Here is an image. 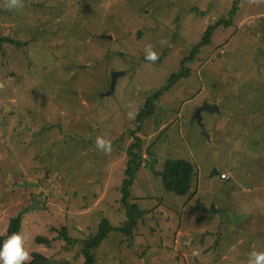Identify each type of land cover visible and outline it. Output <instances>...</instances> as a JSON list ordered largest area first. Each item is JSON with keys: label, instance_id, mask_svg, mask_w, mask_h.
<instances>
[{"label": "rangeland", "instance_id": "1", "mask_svg": "<svg viewBox=\"0 0 264 264\" xmlns=\"http://www.w3.org/2000/svg\"><path fill=\"white\" fill-rule=\"evenodd\" d=\"M11 4L0 0V235L22 216L26 262L38 253L49 264H83L84 241L102 219L113 229L126 225L121 189L136 136L144 148L157 140L158 169L166 160L192 163V188L185 199L167 193L143 167L147 178L132 184L127 204L147 213L132 236L111 231L92 251L96 264H248L253 251L264 253V0ZM220 19L232 25L214 32L188 65L191 76L163 93L157 114L137 132L152 93L169 86ZM205 104L220 112H204L201 126L194 117ZM32 197L41 206L33 212ZM184 208L188 233L176 241ZM204 214L212 219L201 222ZM166 231H174L167 244ZM200 244L214 245V256Z\"/></svg>", "mask_w": 264, "mask_h": 264}, {"label": "trees", "instance_id": "2", "mask_svg": "<svg viewBox=\"0 0 264 264\" xmlns=\"http://www.w3.org/2000/svg\"><path fill=\"white\" fill-rule=\"evenodd\" d=\"M238 8L234 7L231 10L232 16L231 18L235 16L237 13ZM231 22H225V19H220L217 23L210 25L205 32L204 38L201 40V42L198 45L193 46L189 56L184 57L181 60V68L179 71L172 74V78L169 80L168 85L165 86L163 89L159 91H155L152 93V96L148 99V106L143 110L139 115L137 122V132L141 131L142 128L145 125L146 120L153 116L156 113V103L159 101L160 97L163 95L165 91H167L169 88H171L172 85H174L178 80L185 78L188 79L191 76L190 68L188 67L189 64H191L197 55L201 53V50L209 46L211 43V37L213 36L214 32L219 28H227L229 27ZM6 43L14 44L12 40L5 41ZM2 44L0 43V48L2 49ZM135 131H132V136H135ZM142 140L141 138L137 137V142L135 145L129 148L128 155L129 160L127 161L126 165V171L125 175L126 178L123 181L122 191L124 193L123 202L126 209V214L128 215V221L126 225L120 229H113L114 227H111L109 221L107 219H102L100 222V228L98 229L97 233L84 241V247L82 250V253L85 257V261L83 264H96V258L92 254V251L97 249L100 244L109 236L111 231H118L120 233H123L125 235L132 236V230L134 227L137 226L139 220H143L144 216L146 214V211L141 210L137 204L134 206H129L127 204V199L130 197V192L128 191L129 188L134 183V180L136 179V175L143 163L142 158ZM163 173L165 175V181L163 183L164 188L166 191L174 193L175 195L179 196H186L190 193L192 188V177L194 174V167L193 165L184 160H166L164 165ZM27 182V181H26ZM30 183V182H29ZM11 184V183H10ZM16 186V184H12V187ZM19 187V186H18ZM37 187V186H36ZM43 202L44 200L41 199ZM41 201L42 207H46L47 203L46 201L43 203ZM22 228V216H14L10 219L7 231L5 234L0 235V241L7 238L12 233H19ZM62 236L65 238L67 244L70 242V238L67 237V232H62ZM37 243H43L46 246L50 247L52 244H50V240L43 239L42 237L37 238ZM49 260L46 259V257L35 253L32 256L31 261H25L24 264H49Z\"/></svg>", "mask_w": 264, "mask_h": 264}, {"label": "crops", "instance_id": "3", "mask_svg": "<svg viewBox=\"0 0 264 264\" xmlns=\"http://www.w3.org/2000/svg\"><path fill=\"white\" fill-rule=\"evenodd\" d=\"M187 103V102H186ZM160 105V104H159ZM159 105L157 106V108L159 107ZM206 106H208L207 104H205V105H203L202 107L204 108V110H203V112L198 116V117H196V114H195V121H197L201 126H202V121H201V117L205 114L204 112H211V113H214V112H217V113H219L220 112V110H219V108L217 107V106H212L213 107V109H214V111H208V110H206L205 109V107ZM211 107V106H210ZM218 109V110H216V109ZM157 110V109H156ZM196 113V112H195ZM157 113H155L153 116H151V117H154L155 115H156ZM151 117H149L147 120H150V118ZM146 120V121H147ZM146 123V122H145ZM162 125L163 126H161V128H163L164 126H165V124H163L162 123ZM145 126V125H144ZM144 128V127H143ZM143 128H142V130L141 131H139V133H141L142 131H143ZM166 130V129H165ZM165 130H161V131H165ZM148 132H151L149 129H148ZM136 136V135H135ZM136 137H138V136H136ZM140 138V137H139ZM142 140V139H141ZM156 141V142H155ZM156 143H157V140H154L153 141V145H149V146H146L145 148H144V145L145 144H143V140H142V148H141V150H142V158H143V163H142V165H141V167H140V169H139V171H138V173H137V175H136V179L134 180V183H133V185L134 186H136L137 185V183H139V181H140V179H142L144 176H145V178H147V175H145V174H143V175H140L142 172H143V167H147V168H149L150 169V166H151V164L152 165H154V170H155V173H157V171H158V173H163V170H164V166H163V168H160V169H158V167L161 165V163H162V161H161V156L162 155H158V154H156L154 151H153V148H154V146L156 145ZM145 151H144V150ZM149 157V159H150V157H151V159L148 161L147 160V158ZM160 158V160L158 159H156L155 161H154V163H152L151 161H152V159L153 158ZM185 161V160H184ZM166 162V161H165ZM165 162H163V165H165ZM192 164V163H191ZM193 165V164H192ZM194 167V174H193V177H192V183H193V178H194V175H195V166H193ZM151 169H150V173L149 174H151V176H156V175H154V174H152L151 173ZM223 171H225V170H223ZM223 171H221V172H219L218 170H215L214 171V173L215 174H217L220 178H221V175H223L224 173H223ZM164 174V173H163ZM224 175H226V174H224ZM165 176V175H164ZM156 177H160V178H162V180H163V183H164V181H165V178H163V177H161V176H156ZM212 177V176H211ZM227 177H228V175H227ZM230 177V176H229ZM228 177V178H229ZM230 178H232V177H230ZM229 178V179H230ZM229 179H222L221 178V180H224V181H226V180H229ZM34 185V184H33ZM106 183H105V185H104V188L106 187ZM164 186V185H163ZM165 190V189H164ZM166 191V190H165ZM167 193H171V192H168V191H166ZM174 194V193H173ZM177 196H179V195H177ZM187 196V195H186ZM186 196H179V197H182L183 199H185L186 198ZM157 201L158 202H161L162 201V198H159V199H157ZM185 203H186V201H185ZM188 203V205L190 206V205H192L193 203L190 201V202H187ZM186 203V204H187ZM186 208H187V206H186ZM186 208H184L183 210H182V213H181V216L180 217H178L177 219H176V223H177V225H180L181 223H182V227H180L179 228V230H178V232L175 234V237H176V241H178V240H180V238H182V236H185L187 233H188V231H187V227H188V224H187V222H186V219H185V217H187V215H185V210H186ZM195 210H206L205 209V207L204 208H199V209H195ZM143 211H145V210H143ZM217 211H219V210H217ZM146 213H147V211H146ZM216 215H218V213L216 214ZM185 216V217H184ZM203 217V219H202V221L201 222H203L204 221V219L205 218H207V214H204V215H202ZM210 219H212V217H210V216H208ZM198 223H200L199 221H197ZM166 225H168L170 228H173V226H174V223H170V224H168V223H166ZM184 229V230H183ZM173 232L174 231H166V233L163 235L164 237H163V239L164 238H166V240L164 241L163 239L161 240V243L163 242V243H166L167 244V236H170V235H173ZM161 243H160V245H161ZM182 243H183V241H182ZM204 243V242H203ZM202 243V244H203ZM202 244H200L199 246L198 245H196V248H195V250L194 249H192V252L194 251L195 253L197 252V249H198V247L199 248H202L203 249V251H202V253L203 252H206V251H208V252H211V255L209 256V257H213L214 256V253H215V249H213L215 246H216V241H214V245L212 246V245H208V247H206V245H202ZM198 246V247H197ZM206 248V249H205ZM205 249V250H204ZM202 257V256H201ZM200 257V258H201ZM162 258V257H161ZM191 258H193V256H191ZM154 260L155 259H158V256H154V258H153ZM194 260H196V262L198 261V259H196V258H194Z\"/></svg>", "mask_w": 264, "mask_h": 264}, {"label": "clouds", "instance_id": "4", "mask_svg": "<svg viewBox=\"0 0 264 264\" xmlns=\"http://www.w3.org/2000/svg\"><path fill=\"white\" fill-rule=\"evenodd\" d=\"M17 0H12L10 7L16 5ZM149 59L155 60V53H150ZM98 146L105 147L103 140L98 139ZM29 259V253L24 248V237L19 233H12L0 241V264H24ZM248 264H264V253L253 251Z\"/></svg>", "mask_w": 264, "mask_h": 264}, {"label": "water", "instance_id": "5", "mask_svg": "<svg viewBox=\"0 0 264 264\" xmlns=\"http://www.w3.org/2000/svg\"><path fill=\"white\" fill-rule=\"evenodd\" d=\"M118 76H119V73H114L113 74L111 89H110V92H107L106 93V95H110L111 93L114 92V87H115L116 80H117V77ZM201 109H203V108H201ZM205 109L208 110V111H214L213 107H210V106H206ZM216 110H218V109H216ZM196 116H197V114H196ZM59 127H61V126H59ZM150 169L152 170L153 173H155L154 165L151 164ZM155 175L156 176H161V177L165 178V176H164L163 173H158L157 172V173H155ZM32 185H33V183H29V182H25L23 184L24 187H26V186H32ZM18 186L21 187L22 185L19 184ZM32 201H33V205L31 207H29V211L33 212V211L41 208V206L39 205V201H38L37 197H32ZM24 213H26V211H24Z\"/></svg>", "mask_w": 264, "mask_h": 264}, {"label": "flooded vegetation", "instance_id": "6", "mask_svg": "<svg viewBox=\"0 0 264 264\" xmlns=\"http://www.w3.org/2000/svg\"><path fill=\"white\" fill-rule=\"evenodd\" d=\"M201 108H203V107H199V109L196 111V113L195 114H197V116L196 117H198L202 112H203V110H204V108L203 109H201ZM38 187V186H37ZM26 189V188H25ZM26 212L28 211V210H25Z\"/></svg>", "mask_w": 264, "mask_h": 264}, {"label": "built area", "instance_id": "7", "mask_svg": "<svg viewBox=\"0 0 264 264\" xmlns=\"http://www.w3.org/2000/svg\"><path fill=\"white\" fill-rule=\"evenodd\" d=\"M221 178H222V179H229V178L227 177V175H224V174L221 175Z\"/></svg>", "mask_w": 264, "mask_h": 264}, {"label": "bare ground", "instance_id": "8", "mask_svg": "<svg viewBox=\"0 0 264 264\" xmlns=\"http://www.w3.org/2000/svg\"><path fill=\"white\" fill-rule=\"evenodd\" d=\"M155 174V173H154Z\"/></svg>", "mask_w": 264, "mask_h": 264}]
</instances>
